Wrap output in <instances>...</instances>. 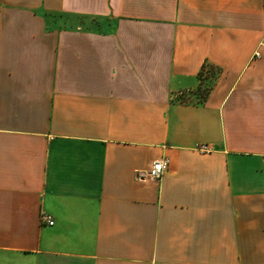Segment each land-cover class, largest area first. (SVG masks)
Wrapping results in <instances>:
<instances>
[{
    "label": "crops",
    "instance_id": "0c3cea01",
    "mask_svg": "<svg viewBox=\"0 0 264 264\" xmlns=\"http://www.w3.org/2000/svg\"><path fill=\"white\" fill-rule=\"evenodd\" d=\"M263 44L264 0H0V264H264Z\"/></svg>",
    "mask_w": 264,
    "mask_h": 264
},
{
    "label": "built area",
    "instance_id": "2783aa9c",
    "mask_svg": "<svg viewBox=\"0 0 264 264\" xmlns=\"http://www.w3.org/2000/svg\"><path fill=\"white\" fill-rule=\"evenodd\" d=\"M263 50H264V44H263ZM255 57L260 58L261 53H256ZM168 168H169L168 159L163 158L158 161H155L152 165V168L147 174V178L155 181H160L163 178L165 172L168 170ZM41 218H42V222L47 223L50 226L54 225V221L51 219V217L42 215Z\"/></svg>",
    "mask_w": 264,
    "mask_h": 264
},
{
    "label": "trees",
    "instance_id": "16d2710c",
    "mask_svg": "<svg viewBox=\"0 0 264 264\" xmlns=\"http://www.w3.org/2000/svg\"><path fill=\"white\" fill-rule=\"evenodd\" d=\"M220 73H221V71L216 69V67L211 66V65H205L203 67V70L199 74V80H200L201 83H200V86L198 88V91L194 92V93H191V94L193 96L199 97V102H203V100L207 97V95L209 94L210 89H211V88L206 89L205 90V94L198 93V92L202 91V89H203V86H204L203 85V79L207 80L210 77L216 79Z\"/></svg>",
    "mask_w": 264,
    "mask_h": 264
},
{
    "label": "rangeland",
    "instance_id": "374dc122",
    "mask_svg": "<svg viewBox=\"0 0 264 264\" xmlns=\"http://www.w3.org/2000/svg\"><path fill=\"white\" fill-rule=\"evenodd\" d=\"M214 83V78H209V79H203V89L202 91L198 92V93H203L205 94V90L208 89L209 87H211ZM177 100L179 101H199V97L193 96V95H180L177 97Z\"/></svg>",
    "mask_w": 264,
    "mask_h": 264
}]
</instances>
